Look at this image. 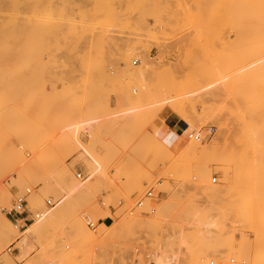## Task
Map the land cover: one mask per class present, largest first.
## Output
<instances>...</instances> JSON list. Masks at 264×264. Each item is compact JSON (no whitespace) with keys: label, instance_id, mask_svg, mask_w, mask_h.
Returning a JSON list of instances; mask_svg holds the SVG:
<instances>
[{"label":"rangeland","instance_id":"obj_1","mask_svg":"<svg viewBox=\"0 0 264 264\" xmlns=\"http://www.w3.org/2000/svg\"><path fill=\"white\" fill-rule=\"evenodd\" d=\"M0 1V200L6 210L0 209V228L8 222L18 232L4 248L15 264H23L20 250L7 249L25 227L14 228L8 215L15 198L27 195L32 216L46 208L48 199L57 203L55 208L63 199L62 193L47 195L42 178L57 175L63 163L76 182L77 173L88 175L85 163L76 162L88 156L81 146L70 155L57 146L64 127L126 109L134 114L129 122L80 132L83 146L100 161L88 148L93 132L116 193L113 188L92 191L90 212L52 223L39 241L29 236L34 245L30 258L43 244L50 259L37 264H147L151 255L172 250L181 252V264H250L254 258L264 264V194L252 219L242 199L244 190L264 192V137L249 144L246 132L250 125L264 128V68L258 75L246 74L264 67V61L256 66L264 58V19L258 16L264 0ZM140 66L145 70L132 75ZM176 123V132L193 124L191 133H200L201 139H190L216 144L219 158L183 149L188 138L173 137ZM37 146H45L42 167L31 180L21 177L17 166L33 158ZM220 167L227 168V181ZM198 171L208 177L204 182ZM138 179L144 182L142 195L127 190ZM206 180L240 193L208 196ZM150 190L152 198L147 197ZM196 209L207 215L205 221L218 223L211 227L212 236L199 235L206 227L196 223ZM181 238L189 239L194 250L188 260ZM2 256L0 264H5Z\"/></svg>","mask_w":264,"mask_h":264},{"label":"bare ground","instance_id":"obj_2","mask_svg":"<svg viewBox=\"0 0 264 264\" xmlns=\"http://www.w3.org/2000/svg\"><path fill=\"white\" fill-rule=\"evenodd\" d=\"M3 1V0H2ZM1 2V1H0ZM258 2V1H257ZM2 3V2H1ZM1 5V4H0ZM260 5H262L261 3H260ZM258 7H256V9H257ZM263 10V9H262ZM264 11V10H263ZM257 13H259L258 11H257ZM261 14L260 15H258V16H261L260 17V20H261V22H263L262 21V19H264L263 17H264V13L263 12H260ZM248 15V14H247ZM253 15V14H252ZM237 16V15H236ZM245 16V15H244ZM243 16V17H244ZM257 15H255V17H256ZM239 18V17H238ZM244 18H246L245 20H249L248 19V17H244ZM262 18V19H261ZM235 19V18H234ZM256 19V18H255ZM244 21V20H243ZM243 21H242V24L244 25V26H247V25H245L246 23H247V21H246V23H243ZM251 23H253L252 22V20H251V22H250V24ZM257 23H260V22H257ZM264 23V22H263ZM248 24V23H247ZM255 24V23H254ZM262 24V23H261ZM259 25L261 28H263L262 27V25ZM235 26H236V24H235ZM233 28V27H232ZM233 31V30H232ZM245 31V30H244ZM1 33V32H0ZM8 33H6L5 35H7ZM2 35V34H1ZM16 35V34H15ZM7 37H8V35H7ZM1 38V37H0ZM8 40H10V39H8ZM8 40H6L5 39V41H8ZM14 40V39H13ZM257 40V39H256ZM3 41V40H2ZM4 41V42H5ZM261 41V40H260ZM2 43V42H1ZM264 47V46H263ZM135 50H133L132 52H131V54H132V56L133 55H135V52H134ZM129 54V53H128ZM137 56H138V54H137ZM131 57V56H130ZM263 59V60H262ZM262 59H260L257 63H256V66H257V64L259 65V63L261 62V63H263L262 61H264V58H262ZM126 63V62H125ZM143 63V62H142ZM128 65V64H127ZM130 66H131V64H129ZM132 67V66H131ZM135 68V67H134ZM263 64H262V66L260 67H257V68H254L253 67V69H250V70H247V73H246V70H245V73L247 74V75H250V74H254V72H255V74H260L258 71H262L263 70ZM143 66L141 67H139V70L137 69V71H135L134 69L132 70V72H131V74L132 75H134L135 74V76H136V74H138L139 72L140 73H142L143 72ZM145 70V69H144ZM129 71V70H128ZM234 71V70H233ZM256 71H257V73H256ZM264 71V70H263ZM136 72V73H135ZM138 72V73H137ZM232 72V71H231ZM235 74H236V72H235ZM139 75V74H138ZM141 75V74H140ZM144 76V74L143 75H141V77H143ZM235 76V75H234ZM253 76V75H252ZM103 77V76H102ZM131 77V76H130ZM248 77V76H247ZM108 79V78H107ZM231 87V86H230ZM232 87H234L233 85H232ZM254 89V88H253ZM252 93V92H251ZM251 95H253L254 96V94H251ZM248 96V95H247ZM248 97H250V96H248ZM247 97V98H248ZM251 99V98H250ZM256 99V98H255ZM165 101H167V100H165ZM248 101V100H247ZM251 101V100H250ZM255 101V100H254ZM121 103H123V101H121ZM168 103H169V101H168ZM258 103V102H257ZM118 104V103H117ZM155 104V103H154ZM154 104H152V105H154ZM119 105V104H118ZM120 105H122V104H120ZM254 105V104H253ZM148 106V105H147ZM150 106V105H149ZM140 107V106H139ZM138 107V108H139ZM141 107H142V105H141ZM144 108H145V105L143 106ZM142 107V108H143ZM125 108V107H124ZM253 108V107H252ZM254 108H255V106H254ZM91 109H93L92 107H91ZM96 109V108H95ZM121 109V108H120ZM129 109V108H128ZM87 110V109H86ZM89 110H90V108H89ZM89 110H87L88 112H89ZM138 110V109H137ZM141 110V109H140ZM255 110V109H254ZM87 111H84L85 113L87 112ZM92 111V110H91ZM91 111L88 113V114H90L91 113ZM94 111V110H93ZM107 111V110H106ZM106 111H105V113H106ZM133 111V110H132ZM116 112V111H115ZM134 112V111H133ZM86 113V115H88ZM93 113V112H92ZM94 113H95V111H94ZM104 113V112H103ZM254 113V112H253ZM100 114V113H99ZM98 114V115H99ZM109 114V113H108ZM133 113L130 111H128L127 109L126 110H121V111H118V112H116L114 115H112V117L111 116H103V115H99V116H94V118H92V119H90V120H83L82 119V121H80V122H78V123H76V122H72L73 124H70V125H66L64 128L66 129V127H67V129H66V131H65V133H63V132H61V133H63V138H62V141H61V144H60V140L58 141V144H60V145H57V146H60L61 147V149H63V151L64 150H67L68 152H69V155L71 154V153H73L74 151H75V148H76V146L77 145H79V146H81L83 149H84V152L88 155L87 157H85V156H83V157H79L77 160H76V162H79V161H81V162H83V163H85V165L87 166V170H88V175H87V177H88V179L86 180V181H75V179H74V177H73V175L71 174V172H70V170H67L66 169V165H65V163H63L62 165H61V168H60V173H59V171H58V174L57 175H55V174H50L48 177L46 176V177H44V178H42V181H43V186H42V190L47 194V195H55V196H57L56 195V193H62V197H63V199L61 200V203H59L58 204V206L54 209V208H52V209H50L49 210V212H48V214L54 209V211H53V213H51V216L50 217H46V218H43V219H40V220H37V219H35V218H33V216H28V217H26L25 219H24V222H23V226H25L24 228H23V233L21 234V236L17 239V244H16V247L20 250V256H19V260L23 263V264H37V263H39V262H48L49 261V259H48V261H46L47 260V256H49L48 255V251L49 250H47V247L45 246V245H43V244H41V252L36 256V258H34V259H31L30 258V255L32 254V251H33V249H34V245L32 244V242L30 241V239H29V236L30 237H32V239H36L37 241H39V239L41 240V239H44L46 236H47V233L48 232H50V228H51V225H52V223H55V222H57L58 220H60V219H63V220H67V221H69L70 219H72V218H75V219H80V213L81 212H85V211H89L90 212V208H89V206H88V204H89V198L91 197V192L92 191H97V190H102V189H112L114 186H116L115 185V183H113L114 181L112 180V178L109 176V175H107L106 174V172H105V168H106V166H107V163L104 161V160H102L101 158H100V156L98 155V153H97V151H96V145H97V140L95 139V137L93 136V132H92V136H91V138H90V141L88 142V148L100 159V161L99 160H97V158L95 157V156H93L91 153H90V151L87 149V148H85L84 146H83V144H82V142H81V130H84V133H89V131H95V129L99 126H103V125H105L106 123H107V125H109V123L111 122L112 124L114 123V124H119V122L122 124V122L121 121H125V123L126 122H129V117H132V116H134V114L132 115ZM84 116H85V114H84ZM89 116H91V115H89ZM92 117H93V114H92ZM108 117H110V118H108ZM136 117V116H135ZM134 117V118H135ZM84 118H89L88 116H85ZM137 118V117H136ZM127 119V120H126ZM132 118H130V120H131ZM109 122V123H108ZM190 123V122H189ZM194 124H196V123H194ZM120 125V124H119ZM123 125H124V123H123ZM186 125H187V123H186ZM112 126V125H111ZM185 126V125H184ZM188 126V125H187ZM195 128V126H193V124L192 125H189L188 127H186V128H183V129H181L180 130V134H178V135H176L178 138H180V140H181V142H184V141H186L187 140V138H188V140L186 141L187 142V145H186V147H184L183 149H185L186 151H189L191 154H194V155H196V156H200V157H202V158H204V157H206L205 159H207L209 156H211V157H214L215 159L216 158H219V156L221 155V151H220V147L219 146H217L216 144H214V143H210V144H208V143H206V142H202V141H200V143H195V142H193L191 139H190V135H192V133H191V131L193 130ZM64 129V130H65ZM247 131V134H248V139L250 140V142L251 143H249V142H247V143H249V144H255V143H260L259 141H255V140H257L255 137L256 136H258L259 138H258V140L260 139V137L263 139V137H264V128H262L261 126H254V125H250L247 129H246ZM60 139V138H59ZM261 142L263 141V140H260ZM179 145H181L180 143H179ZM185 146V145H184ZM249 146V145H248ZM255 146V145H254ZM45 147V146H44ZM44 147L43 146H37L36 148H34L33 149V154H34V156H33V158H30L29 160H21V162L19 163V165L17 166V168H16V170H17V172L20 174V176L21 177H25L26 179H28V178H30V180L32 179V176L34 177V175L38 172L37 171V168H41L42 167V159H41V155L43 154L42 152L44 151ZM179 147V146H178ZM250 147V146H249ZM61 149H59V150H61ZM254 149V148H253ZM260 150V149H259ZM58 151V150H57ZM55 152V151H54ZM68 152H67V154H68ZM42 153V154H41ZM66 153V152H65ZM255 153V152H254ZM258 153V152H257ZM41 154V155H40ZM53 157V156H52ZM208 159H210V157L208 158ZM44 160V159H43ZM47 160V159H46ZM50 160V159H49ZM19 161V160H18ZM211 163H212V161L211 160H209ZM217 161H219V160H217ZM214 162V163H220V165H221V162ZM49 162V161H48ZM205 163H206V161H205ZM202 164H204V163H202ZM208 164V163H207ZM206 164V165H207ZM16 165V164H15ZM56 165V164H55ZM200 165V164H199ZM214 165V164H213ZM210 166H212V165H207V166H205V169H208ZM225 166V165H224ZM58 167V166H57ZM56 167V168H57ZM207 167V168H206ZM235 167V166H234ZM108 168V167H107ZM196 168H198V166L196 167ZM200 168H201V166H200ZM203 168H204V166H203ZM202 168V169H203ZM217 168V166L215 167V168H213V169H216ZM220 168H222V167H220ZM225 167H223L222 168V170L224 169ZM232 168H233V164H232ZM36 169V170H35ZM59 169V168H58ZM218 169V168H217ZM216 169V170H217ZM48 170V169H47ZM52 170V169H51ZM209 170L210 169H208V172H209ZM219 170V169H218ZM226 170H227V168H225L224 169V172H222L223 174H224V177L223 178H225V180L227 181V177H226V175L228 176V174L229 173H225L226 172ZM33 171H35L34 173H33ZM37 171V172H36ZM205 171V170H204ZM203 171V172H204ZM211 171V170H210ZM52 172V171H51ZM197 172V171H196ZM206 172V171H205ZM54 173V172H53ZM207 173V172H206ZM221 173V174H222ZM222 174V175H223ZM194 175H196L197 176V174H194ZM209 175V174H208ZM198 176H199V178H198V180L199 179H201L203 182L205 181V179H207L206 178V176H205V173H202V172H200V171H198ZM221 177V178H222ZM220 178V179H221ZM35 178H33V180H34ZM49 179H52L53 180V182H51ZM146 179V178H145ZM36 180H37V178H36ZM129 180V179H128ZM197 180V179H196ZM200 180V181H201ZM224 180V179H223ZM222 180V181H223ZM116 181V180H115ZM200 181H197V182H200ZM34 182H36V181H34ZM117 182V181H116ZM121 182V181H120ZM119 182V183H120ZM133 182V181H132ZM148 182V181H147ZM134 184H132L133 186H131V185H128L130 188H131V190H129V189H127L128 191H130V193H135V194H139V195H142V194H140V192L142 191V189H143V180L142 179H138V180H135L134 182H133ZM201 183V182H200ZM206 183V184H205ZM204 183V185L203 186H206L207 184H209L208 182H207V180H206V182ZM252 183V182H251ZM36 184V183H35ZM118 184V183H117ZM123 183L121 182V185H122ZM131 184V183H130ZM195 184V183H194ZM228 184V183H227ZM253 184V183H252ZM197 185V184H196ZM195 185V186H196ZM200 185V184H199ZM231 185V184H230ZM221 185H219V187L218 186H212L211 184H209V189H207V190H209V192L208 193H206V194H208V196H209V193H211L212 195L213 194H216V195H218V193L220 194V193H224V192H226L227 194H230L231 193V191H232V188L231 189H229L228 187H227V189L226 188H223L222 186L220 187ZM117 187V186H116ZM121 187V186H120ZM197 187H199V186H197ZM196 187V188H197ZM207 187V186H206ZM225 187V186H224ZM254 187V186H253ZM118 188V187H117ZM123 188V187H122ZM203 188V187H202ZM3 189V188H2ZM5 189V188H4ZM199 189V188H198ZM205 189V188H204ZM234 189V188H233ZM113 190L115 191V193H116V188H113ZM113 190H111V191H113ZM118 190V189H117ZM144 190V189H143ZM206 190V189H205ZM235 190L236 191H233V192H237V194L239 195V189H237V188H235ZM254 190H256V188L254 189ZM254 190H253V188H252V191H249L248 190V192L247 193H245V190L243 191V193H244V196H242V199L243 200H245V202L243 201V203H245L246 204V206H247V210H246V213H245V215H246V217L247 218H249V219H252L256 214H257V208H256V206L259 204V201H260V199H261V195H263L264 194V192L263 191H259V192H254ZM2 191H4V190H2ZM121 191H122V189H121ZM127 191V193H129ZM120 192V189H119V191H118V193ZM144 192V191H143ZM204 192H206V191H204ZM232 192V193H233ZM239 192V193H238ZM117 193V194H118ZM195 193V192H194ZM201 193H203V191L201 192ZM231 193V194H232ZM242 193V192H241ZM35 194V193H34ZM120 194V193H119ZM121 194H122V192H121ZM126 194V193H125ZM131 194V195H132ZM197 194H199V193H197ZM206 194H205V197H206ZM237 194L235 195L236 197H237ZM246 194V195H245ZM33 195V194H32ZM36 195V194H35ZM35 195H34V197H35ZM204 195V194H203ZM212 195H210V197L209 198H211L212 197ZM226 195V194H225ZM233 195H234V193H233ZM232 195V196H233ZM54 196V197H55ZM123 196V195H122ZM125 197H123L124 199H127L128 200V198H130L129 196L130 195H128V194H126V195H124ZM138 195H136V197H137ZM227 196V195H226ZM36 197H38V196H36ZM58 197V196H57ZM61 197V198H62ZM119 197V196H118ZM139 197V196H138ZM220 197V196H219ZM244 197V198H243ZM110 198V197H109ZM204 198V197H203ZM216 198V197H215ZM218 198V197H217ZM227 198V197H226ZM233 197H231V198H229L230 200L232 199ZM118 199V198H117ZM133 200L135 199V198H132ZM132 199H130V200H132ZM211 199H213V198H211ZM210 199V200H211ZM236 199V198H235ZM239 199H241L240 198V196H239ZM39 204L38 205H41L42 206V202H41V199H40V197H39ZM182 200V199H181ZM232 200H234V199H232ZM188 201V200H187ZM217 201V200H216ZM240 201H242V200H240ZM185 202H186V200H185ZM212 202H213V200H212ZM211 202V203H212ZM232 202V201H231ZM201 205V204H200ZM236 205V204H235ZM211 206V205H210ZM182 207V206H181ZM214 207V206H213ZM198 208H200V207H198ZM212 208V207H211ZM44 210V209H43ZM189 210V209H188ZM194 210V209H193ZM197 210V209H196ZM195 210V211H196ZM191 211V210H190ZM195 211H194V213H195ZM199 211H200V209H199ZM202 211V210H201ZM199 212L198 213V210L196 211V213H198L200 216H198L197 215V217H199V218H196L197 220H195V218H194V220L195 221H197L196 223L197 224H199L198 226H200V224H202L201 226H203V228H204V226L206 227L205 229H200V231H199V235H201V237L202 238H208L209 236H212V234H211V227H214V226H217L218 225V223L215 221V220H212V221H205V219L207 220V215L204 213V212ZM205 211V210H204ZM6 212V211H5ZM183 212V211H182ZM193 213V214H194ZM195 213V214H196ZM203 213V214H202ZM89 214V213H88ZM180 214H181V212H180ZM186 214H188V213H186ZM192 214V215H193ZM194 214V215H195ZM50 215V214H49ZM182 215V214H181ZM193 215V216H194ZM203 215V216H202ZM204 215H206V216H204ZM210 215V214H209ZM48 216V215H47ZM177 217H178V215H177ZM189 217V216H188ZM194 217H196V215L194 216ZM203 217V218H202ZM193 218V217H192ZM202 218V219H201ZM183 219V218H182ZM181 219V220H182ZM187 219V218H186ZM204 219V220H203ZM76 220V221H77ZM35 221V222H34ZM191 221H193L192 219H191ZM29 223H31V224H29ZM77 223H79V222H77ZM192 223V222H191ZM194 223V222H193ZM5 224H7V225H5L4 226V228H0V254H3V256H2V260H3V262L5 263V264H15V262L13 261V259L10 257V256H8L7 255V253H5V251H4V248H5V246H7V244L9 243V242H11L12 241V238H13V236H17V234L16 233H18V232H14V231H12V229H11V227H10V225L8 224V222H6ZM192 225H194V224H192ZM197 226V225H196ZM195 226V227H196ZM200 226V227H201ZM255 227H256V225H254ZM253 226V227H254ZM194 227V228H195ZM255 227H254V229H255ZM15 228V227H14ZM199 228V227H198ZM216 228V227H215ZM219 230V229H218ZM213 233V232H212ZM198 234V233H197ZM218 234V233H217ZM186 235V234H185ZM189 236V235H188ZM183 237L186 239L187 237L186 236H184L183 235ZM199 238H200V236H199ZM14 239V238H13ZM182 239V243H183V245H184V249L186 250V254L188 255L189 253L191 254L194 250L191 248V246H189L191 243V241L189 242L190 244H188V240L189 239H187V241L186 240H184L183 238H181ZM14 241V240H13ZM12 243V242H11ZM14 243V242H13ZM204 245V244H203ZM245 245L242 243V248H243V250H245L246 248L244 247ZM202 248V247H201ZM240 248V247H239ZM245 248V249H244ZM184 249H182V250H184ZM195 249V248H194ZM168 250V249H167ZM166 250V251H167ZM7 251H8V249H7ZM159 251V250H158ZM162 252H159L158 254H154L153 255V257H152V255H151V260H150V262H148L147 264H181L182 263V261L183 260H181L180 258H181V256L179 257V253H181L180 251L178 252H174L173 250H172V252L170 251V252H163L162 254H161ZM184 254V253H183ZM188 255L184 260H188L189 259V256H191V255H193V254H191V255ZM34 256V257H35ZM50 257V256H49ZM54 260V259H53ZM52 260V261H53ZM245 260V259H244ZM51 261V260H50ZM242 261V260H241ZM51 262H49L48 264H50ZM52 264V263H51ZM214 264V263H213ZM221 264H230L228 261H224L223 263L221 262ZM250 264H260V262L258 261V259H256V258H254L253 259V261L252 262H250Z\"/></svg>","mask_w":264,"mask_h":264},{"label":"built area","instance_id":"obj_3","mask_svg":"<svg viewBox=\"0 0 264 264\" xmlns=\"http://www.w3.org/2000/svg\"><path fill=\"white\" fill-rule=\"evenodd\" d=\"M136 63V62H135ZM195 138V140L199 141L201 139V134L197 133L196 135L192 134L190 135V138ZM76 178L78 181H86L88 179L87 176H85L82 172H79L76 174ZM27 193H30V190H28ZM154 195V190H150L147 193L148 198H152ZM57 205L56 202H54L53 199H48L46 201V208L42 211H38L35 213L33 218L40 220L45 218L48 215V212L50 209L54 208ZM143 205L142 202L138 204L139 207ZM29 202L27 199V195H19L15 198L13 207L8 211V215L11 217L12 223L16 229H21L23 227V222L24 219L28 216H30V212L28 210ZM0 209L1 211H6L4 207H2V203L0 200ZM87 225L90 228L94 227V222L92 221L91 218L86 217L85 218ZM16 244L13 243L9 246L8 252L9 253H14L18 251V248L15 246Z\"/></svg>","mask_w":264,"mask_h":264},{"label":"crops","instance_id":"obj_4","mask_svg":"<svg viewBox=\"0 0 264 264\" xmlns=\"http://www.w3.org/2000/svg\"><path fill=\"white\" fill-rule=\"evenodd\" d=\"M170 121V120H169ZM170 123V122H169ZM171 125V124H170ZM173 128V131H174V128H176L177 127V123L176 124H174L173 126H172ZM178 132H176V131H174L175 133H173V137H175V135L174 134H180V130H177Z\"/></svg>","mask_w":264,"mask_h":264}]
</instances>
